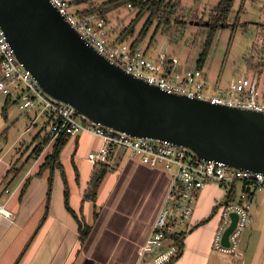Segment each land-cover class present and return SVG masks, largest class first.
I'll list each match as a JSON object with an SVG mask.
<instances>
[{"label": "crops", "instance_id": "0c3cea01", "mask_svg": "<svg viewBox=\"0 0 264 264\" xmlns=\"http://www.w3.org/2000/svg\"><path fill=\"white\" fill-rule=\"evenodd\" d=\"M116 36L112 33L111 38L118 42ZM0 97L1 138L9 121L6 111L2 115L6 98L1 94ZM51 146L49 143L36 159L22 165L26 158L9 159V147L0 144V202L8 212V216H0V264H15L28 244L18 264H137L138 250L146 242L168 191V177L126 155L118 165L109 155L106 164L93 166L87 156L98 152L103 143L90 134H78L68 139L60 153L58 163L64 174L53 169L48 212L38 228L44 215L49 177V170L40 171V166ZM14 164L15 169H20L12 178L7 172ZM103 166L106 171L91 197L95 178ZM65 184L70 209L81 220V228H88L82 244L78 223L64 207ZM239 192L240 185L236 184L228 202L224 199L225 190L214 183L200 192L191 217L193 228L184 239L180 257L172 264H264L262 191L254 196L252 222L241 237L238 256L213 249L221 206L236 202Z\"/></svg>", "mask_w": 264, "mask_h": 264}, {"label": "built area", "instance_id": "2783aa9c", "mask_svg": "<svg viewBox=\"0 0 264 264\" xmlns=\"http://www.w3.org/2000/svg\"><path fill=\"white\" fill-rule=\"evenodd\" d=\"M49 1L80 38L110 64L119 66L148 85L168 94L205 100L213 105L264 113V93L258 90L255 77L237 78L225 89L215 85L210 87L203 70H185L175 58H168L162 52L156 58L149 59L141 46L113 41L105 29L104 20L95 15L81 14V9L71 5L72 0ZM0 94L10 100L14 97L13 103L24 116L32 111L36 112L34 120L39 115L46 116L50 122L49 143L60 136L71 138L81 133L99 138L103 146L98 152L87 156L93 166L106 163L112 150L122 149L129 160L152 170H160L168 177V191L146 242L138 250L137 264H172L180 257L184 239L193 228L191 217L194 203L210 183L218 185L225 192L233 184L240 185L238 200L221 206V220L213 239L215 251L238 256L241 237L252 222L250 210L254 196L264 190V175L235 170L222 162L202 161L189 150L177 148L166 141L130 139L83 121L72 106L55 104L43 94L32 76L15 62L13 50L1 28ZM7 192L5 190L4 193ZM231 214L237 215V221L225 247L222 238L231 223ZM2 215L8 216V212L0 202Z\"/></svg>", "mask_w": 264, "mask_h": 264}, {"label": "water", "instance_id": "95a60500", "mask_svg": "<svg viewBox=\"0 0 264 264\" xmlns=\"http://www.w3.org/2000/svg\"><path fill=\"white\" fill-rule=\"evenodd\" d=\"M0 28L43 94L72 106L83 121L264 175V113L168 94L127 74L82 40L49 0H0ZM230 219L225 247L237 215Z\"/></svg>", "mask_w": 264, "mask_h": 264}, {"label": "rangeland", "instance_id": "374dc122", "mask_svg": "<svg viewBox=\"0 0 264 264\" xmlns=\"http://www.w3.org/2000/svg\"><path fill=\"white\" fill-rule=\"evenodd\" d=\"M107 1L110 0H90L82 7ZM218 1L174 0L183 9L179 16L181 23L172 21L168 30L165 28L162 31L160 28L152 38L154 23L141 43L145 57L156 58L167 42L164 51L166 57L175 58L181 68L193 69L208 31L205 26L196 23L201 20L202 24H206L210 10ZM136 14V10L126 5L107 13L104 22L109 37H112V31L117 30V33H122L118 43L131 44L147 19V14L138 17ZM203 72L210 87L215 85L220 89L227 88L237 78L255 77L258 90L264 93V0L233 1L227 21L215 36ZM13 101L14 97L6 107L9 124L0 138V144L6 143L9 147V159L20 156L24 160L34 145V137L38 133L40 137L48 133L49 126L46 116L39 115L34 120L35 111L24 116ZM95 171L98 172V169ZM261 194H264V190Z\"/></svg>", "mask_w": 264, "mask_h": 264}, {"label": "trees", "instance_id": "16d2710c", "mask_svg": "<svg viewBox=\"0 0 264 264\" xmlns=\"http://www.w3.org/2000/svg\"><path fill=\"white\" fill-rule=\"evenodd\" d=\"M233 1L234 0H219L217 5L210 10L208 17H207L206 24H202L201 20L199 21V23H196V25L198 26H205L208 31H207V36H206L204 45L202 47L201 52L198 55V58L195 63V67L193 69L203 70V67L206 64V60L209 55L210 48L214 42L215 36L219 32V30L222 29L223 25L228 19L230 10L232 8ZM87 2H90V0H72L71 5L75 7L76 9H81V14L83 15H95L97 18L102 19L104 21L106 20L105 15L120 5H126L127 8L136 10L137 17L142 14H147L146 21L144 22L143 26L138 32L136 38L131 43V45L134 47H138L142 45L141 44L142 40L147 35L149 30L152 28L154 23H155V27L152 33V38L155 36V34L160 28H162V31H164L165 28L168 30L170 28L169 24L172 21L176 23H181V20H182V19H179V16L183 9H181L180 6L174 2V0H110V1H107L101 4H95V5L90 3L88 7H82V5H84ZM112 33L114 35L117 32L116 30H114ZM121 37H122V33L121 34L117 33L116 40L118 41ZM183 69L191 70L187 68H183ZM9 100H10L9 98H6L5 107L2 110L3 117L5 116V111H6L7 104L9 103ZM46 124L48 126L50 125V122L48 119H46ZM4 131L1 133V136L4 135L5 133ZM68 139L69 137H63V136H60L59 138H57L52 143L50 153L46 155V157L44 158L43 164L40 166V171L43 169L49 170V177L47 180V193H46L44 215L40 221L38 228L40 227L41 223L44 221V218L46 217L47 212H48L50 193H51V187H52L53 169L57 168L61 170V165L58 163V160H59L60 153L62 149L65 147ZM49 142H50L49 131L48 133H44L41 137H40V133H38L34 137L32 141V144L34 145L29 155L26 157L25 161L22 163V165H25V164L28 165L31 160L36 159L44 151V149L49 145ZM124 155H125V152L122 149H115V150H112L110 157H112L114 163L118 165L120 161L122 160V158L124 157ZM19 169L20 168L15 169V164H14L13 166H11V168L7 172V175H11V177L13 178L15 177V175L17 174V170ZM105 171H106V166H103L102 171L95 178L91 197H93L94 191L97 185L99 184L102 176L104 175ZM235 185L233 184L230 187V189L226 192L224 199L227 202L231 201L233 198L234 191H235ZM24 190H25V185L21 189L20 195L24 193ZM64 207L75 218V220L78 223L79 231H81L79 242L80 244H82L85 238L87 237L88 228L87 229L81 228V220H78L76 218L75 213L70 209L69 204H68V191L66 188V184H65V190H64ZM204 222L205 221H203L202 224ZM28 245L20 253L15 264H18L19 260L23 256L24 251L26 250Z\"/></svg>", "mask_w": 264, "mask_h": 264}]
</instances>
